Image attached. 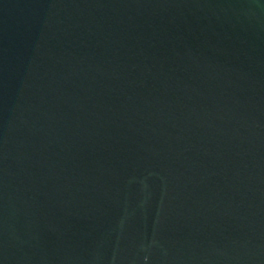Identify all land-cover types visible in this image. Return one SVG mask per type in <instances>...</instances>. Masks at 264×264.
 <instances>
[{"label":"water","instance_id":"obj_1","mask_svg":"<svg viewBox=\"0 0 264 264\" xmlns=\"http://www.w3.org/2000/svg\"><path fill=\"white\" fill-rule=\"evenodd\" d=\"M0 264H264V0H0Z\"/></svg>","mask_w":264,"mask_h":264}]
</instances>
